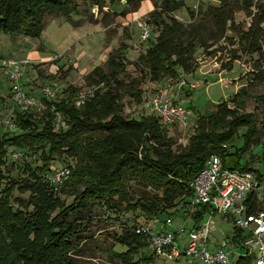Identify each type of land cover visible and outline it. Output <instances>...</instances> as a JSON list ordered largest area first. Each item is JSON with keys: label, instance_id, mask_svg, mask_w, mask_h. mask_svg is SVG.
I'll return each mask as SVG.
<instances>
[{"label": "trees", "instance_id": "1", "mask_svg": "<svg viewBox=\"0 0 264 264\" xmlns=\"http://www.w3.org/2000/svg\"><path fill=\"white\" fill-rule=\"evenodd\" d=\"M85 1L98 8L107 2L113 15L118 16L137 10L142 0ZM121 1L119 7L117 3ZM152 1L155 8L148 16L159 29L145 40V49L135 60L126 57L128 45L121 42L108 53L102 66H95L86 74L85 85L92 89L79 106L74 103L78 87L68 85L66 89L72 93L69 96L52 100L42 97L46 106L41 115L15 110L12 119L18 131L0 134V165L5 164L12 149L41 160L40 165L34 166L26 162L23 168L26 177L10 179V186H0V235L10 240L7 257L1 256L0 264H85L79 258L78 247L87 231L84 219L89 220L96 205L115 211L125 203L126 210L139 211L137 215L145 219L142 222L163 216L167 219L168 215L186 208L191 193L189 183L210 154H219L226 167L262 175L240 160L255 145H260L264 160V92L253 93L250 84L240 86L230 101H221L208 116H199L186 146L173 151L155 115L141 114L138 118L123 115L125 97L144 103L146 93L139 77L124 81L119 76L125 73L129 63L139 67L149 81L157 83L162 79L176 82L180 75L193 73L197 69L194 60L197 48L205 51L234 28L235 2L251 16L248 30L239 33V43L261 53L264 30L259 24L264 20V0H218V5L206 9L207 18L188 24L172 14L181 6V0ZM76 6L75 0H0V32L40 37L46 16H62L71 21ZM189 13L195 15L192 10ZM232 58H237L234 52ZM159 86L151 88L155 90ZM249 98L256 103L254 110H239ZM51 105L61 113L65 128L56 129ZM238 135H242L244 144L231 151L230 142ZM55 152L75 157L70 176L76 175L80 186L68 193L72 199L67 203L59 195L53 196L40 179L49 170ZM2 178L5 177L1 173L0 181ZM132 182L153 192L131 203ZM14 187L21 192L29 191L28 200H34L38 192L43 193L47 207L29 201L28 208H14L10 201V190ZM254 208L252 205L249 210ZM206 211V205L199 206L193 215L194 222ZM125 224L128 225L118 233H105L125 248L114 252L119 264L156 262L152 251L148 254L142 251L148 240L135 233L137 223L126 221ZM235 232L237 236L240 233L239 229ZM232 242L241 247V239ZM247 259L240 255L232 264H244Z\"/></svg>", "mask_w": 264, "mask_h": 264}, {"label": "rangeland", "instance_id": "2", "mask_svg": "<svg viewBox=\"0 0 264 264\" xmlns=\"http://www.w3.org/2000/svg\"><path fill=\"white\" fill-rule=\"evenodd\" d=\"M181 1V6L172 14L183 24L207 18L206 9L211 5L219 4L218 0ZM75 2L77 6L71 15L72 20L68 21L62 16H46L40 37H31L21 32H0V134L6 131H18V129L9 130L3 123L4 120L12 117L11 114L14 115L15 113L10 111L13 105L9 92L11 82L2 67V64L9 59L24 61L22 64L23 77L20 84L38 101L37 106L31 107L27 111L34 113V115H41L46 106L42 100L44 97L43 88H49L54 92L52 99L72 94L66 89L68 85L78 87V92L81 91L87 95L92 87L85 85L86 74L95 66H102L110 51L117 48L121 42H125L128 45L126 57L129 60H135L139 53L145 49V41L140 39L142 25L147 23L151 27L152 35H156L159 29L152 18L148 16V13L155 8L152 0H142L137 10L118 16L113 15V11L107 2L103 3L102 8L89 5L85 0H75ZM122 4L123 1L117 3L119 7ZM233 6L235 9L234 30H227L225 37L218 39L205 51L198 47L194 56L197 69L191 74L182 75L186 80L183 88L177 89L175 83L176 92L173 95L176 101L184 106L188 114L185 129L177 124L171 126L162 124L155 116L158 119L160 131L162 134L166 133L165 136L167 135L169 138L170 148L173 151L181 150L186 146L187 141L195 131L196 119L199 116H208L215 110L218 103L224 100L230 101L234 94L233 91L240 86L250 84L253 93L264 92V49L261 53L252 52L247 49L244 43H239V33L248 30L251 16L241 9L238 2L233 3ZM198 8L201 11H198ZM189 10H192L195 15L191 16ZM259 25L264 30V20ZM233 52L237 56L236 59L232 58ZM119 77L124 81L139 77L144 93L153 91L151 87L161 85L164 82V79L160 83L149 81V77L143 76L139 67L130 63L127 65L125 73L120 74ZM123 102V115L127 117L138 118L141 114H153L142 102H136L129 97H125ZM229 104L231 103L229 102ZM255 105V101L249 98L245 100L244 107L238 109L249 112L254 110ZM50 110L54 115L57 113L61 115L53 105H51ZM53 121L56 129L57 127H66L63 120L61 124H57L55 118ZM230 143V149L233 151L235 147H241L244 144V138L242 135H238ZM67 154L69 153L55 152L52 156L53 159L49 162V170L43 173L40 178L46 189L52 192L53 196L59 195L65 203L72 199L68 193L73 190L77 191L80 186L76 175L70 176L69 174L58 184L49 177L64 164L69 166L71 173V168L75 164V157ZM260 154V145L252 146L240 162L241 164L248 163L264 175V160ZM26 162L32 166L41 164V160L23 154L20 149L9 150L5 164L0 165V174L2 173L5 177L1 179L0 186L3 188L10 186V179L19 180V178L26 177L27 174L23 170ZM79 171L80 173L83 172ZM129 191L131 203L144 196H150L153 192L150 188L134 182L130 184ZM10 193V201L14 208L17 206L23 209L28 208L29 201H32V204L39 203L41 207H47L48 200L44 201V194L41 192L37 193L34 200H28L29 191L21 192V189H17V187L12 188ZM19 199H21V206ZM137 212L139 211L126 210L125 203L121 207H117L115 211L113 208H105L101 204L96 205L91 211L89 220L84 219L87 224V231L84 232V240L78 247L80 249L79 258L85 264H119L114 257V252L123 251L125 248L114 242L105 233L120 232L124 225H128L125 224L126 221L128 223L144 221V217L141 214L137 215ZM208 216L209 212H204L199 222L206 221ZM164 218L165 216L148 221L152 229L156 230L161 222L166 220ZM168 218L171 220L172 227H184L181 234L178 235L179 240L183 236H187L194 222L193 216L187 212L186 208L168 215ZM210 222L213 231L209 235V248H215L216 244L221 245L233 262L239 256L238 253H243L244 249L229 240L236 230L230 217L215 213ZM243 235H245V231ZM0 240V243H3L0 245V257H7L6 250L10 247V240L6 235H0ZM184 242V240L180 241L181 248L184 246ZM142 251L148 254L151 249L146 246ZM157 264L203 263L197 259L184 261L182 258L178 261L160 260Z\"/></svg>", "mask_w": 264, "mask_h": 264}, {"label": "built area", "instance_id": "3", "mask_svg": "<svg viewBox=\"0 0 264 264\" xmlns=\"http://www.w3.org/2000/svg\"><path fill=\"white\" fill-rule=\"evenodd\" d=\"M151 31V27L144 23L140 39L142 41L149 39L152 36ZM23 62L9 59L2 64L11 82L9 89L13 103L11 112L17 109L27 111L38 103L20 84L23 77ZM175 83L176 88L180 89L184 87L186 80L180 75L176 82H163L158 88L145 94L143 104L160 123L170 126L177 124L185 129L188 114L173 95L176 92ZM42 92L44 99L51 100L54 96V92L49 88H43ZM87 95L81 91L77 92L74 96L75 105L79 106ZM12 117L3 123L9 130H16L18 127ZM54 118L57 124H61L62 115L57 113ZM69 174L70 168L64 164L49 178L58 184ZM189 187L191 193L187 201V212L193 216L199 206L206 205L209 218L204 222H194L187 236L179 240L178 235L184 227H172L169 218L163 220L156 230L152 229L149 221L134 226L135 233L147 238L148 246L157 258L153 264H157L158 260L178 261L182 258L197 259L203 264H231L229 254L221 245L216 244L215 248H209V235L213 231L210 219L215 213L229 216L234 227L239 229L237 237L241 239V248L244 252L238 255L248 257L244 264H264V175L259 177L250 170L226 167L222 157L213 153L207 157L202 169L189 183ZM252 205L255 207L254 210H249ZM182 240L185 242L181 248Z\"/></svg>", "mask_w": 264, "mask_h": 264}, {"label": "crops", "instance_id": "4", "mask_svg": "<svg viewBox=\"0 0 264 264\" xmlns=\"http://www.w3.org/2000/svg\"><path fill=\"white\" fill-rule=\"evenodd\" d=\"M237 89H238V88H237ZM233 92L235 93L236 90H234ZM236 234H237V233L235 232V234H233V236L231 235L230 238H229V240L232 241V240L235 239V238L237 239L238 237H237ZM158 261H160V260H158Z\"/></svg>", "mask_w": 264, "mask_h": 264}]
</instances>
